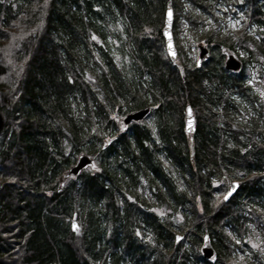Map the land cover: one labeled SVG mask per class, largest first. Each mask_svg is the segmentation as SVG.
I'll return each instance as SVG.
<instances>
[{
    "label": "trees",
    "instance_id": "trees-1",
    "mask_svg": "<svg viewBox=\"0 0 264 264\" xmlns=\"http://www.w3.org/2000/svg\"><path fill=\"white\" fill-rule=\"evenodd\" d=\"M171 4L175 63L166 0H0V264H264V0Z\"/></svg>",
    "mask_w": 264,
    "mask_h": 264
},
{
    "label": "water",
    "instance_id": "water-1",
    "mask_svg": "<svg viewBox=\"0 0 264 264\" xmlns=\"http://www.w3.org/2000/svg\"><path fill=\"white\" fill-rule=\"evenodd\" d=\"M169 12H171V18H169ZM173 20H174V16H173L171 0H166V10H165L164 21L162 26V36L164 38L167 55L171 60V62L175 63L177 56H176V49L174 46V40L172 35ZM197 54H198L197 67H199L202 60L207 59L208 49L204 45H199L197 46ZM224 66L228 71H238L241 67V63L232 54H229ZM180 70L182 74L183 71L182 68H180ZM148 112L149 109H142L134 113H130L125 116V118L123 119V123L125 125H128L131 122H139L147 115ZM4 123H5L4 117L0 113V135L3 131ZM195 125L196 123L192 109L190 108V106H187L184 112V123H183L184 132L189 135L194 134ZM90 163L91 160L87 156H82L81 158H79L76 165L70 169L69 176L70 177L76 176L83 168H85ZM74 226H76L77 230H74ZM71 230L74 231L75 233L78 232L79 227L76 221H73L71 223ZM181 240H182V236L176 235L175 245H177ZM201 254L203 259L205 260H210L213 257L214 255L213 248L209 243H205L201 247Z\"/></svg>",
    "mask_w": 264,
    "mask_h": 264
},
{
    "label": "rangeland",
    "instance_id": "rangeland-1",
    "mask_svg": "<svg viewBox=\"0 0 264 264\" xmlns=\"http://www.w3.org/2000/svg\"><path fill=\"white\" fill-rule=\"evenodd\" d=\"M218 15H220V11H218ZM205 22L208 24L210 23V18H205L204 19ZM246 21L245 15L242 14L241 11H238L236 14L230 15L226 18V24L228 28L231 29H238L240 27L243 26V22ZM180 24H181V31L182 33L186 36L187 40H191L189 32L186 31V27H185V22L183 21V19L180 20ZM212 26H214L213 24H210ZM252 31H255L256 28L251 27ZM198 45H205L204 42L198 43V42H194L193 41V46L191 48V52H192V61L194 63L197 64V60H198V54H197V46ZM118 59V62H123L124 60H122V55L119 53V56L117 55L116 57ZM126 62V60H125ZM245 73V78L248 82V85L252 87V91L253 93L257 94L259 96L260 101L264 102V80L260 79V73L258 72L257 69L252 68L251 66L246 67V69L244 70ZM124 117H121L119 119H117L118 122V126L119 128H122V120ZM150 119V115L147 116V118L144 121H149ZM97 165H95L96 167ZM176 235L178 236H182L181 233H176ZM252 239V238H250ZM207 241V239H204V243Z\"/></svg>",
    "mask_w": 264,
    "mask_h": 264
},
{
    "label": "snow or ice",
    "instance_id": "snow-or-ice-1",
    "mask_svg": "<svg viewBox=\"0 0 264 264\" xmlns=\"http://www.w3.org/2000/svg\"><path fill=\"white\" fill-rule=\"evenodd\" d=\"M169 18H171V12H169ZM231 193H229V195H230ZM225 198H227V197H225ZM74 230H77L76 229V226H74Z\"/></svg>",
    "mask_w": 264,
    "mask_h": 264
}]
</instances>
